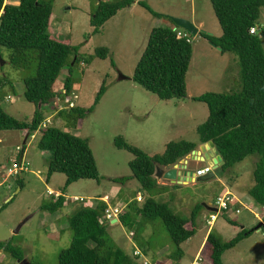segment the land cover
Wrapping results in <instances>:
<instances>
[{"label": "rangeland", "instance_id": "rangeland-1", "mask_svg": "<svg viewBox=\"0 0 264 264\" xmlns=\"http://www.w3.org/2000/svg\"><path fill=\"white\" fill-rule=\"evenodd\" d=\"M13 1L8 0L9 5H13ZM101 1L111 0H53L52 23L57 20L60 27L53 33L48 28L50 36L62 43L68 42L73 47H79V56H93L100 48L108 49L109 55L105 60L96 58L89 65L75 66L74 92L64 99L58 96L47 106L50 111L44 109L45 118H49L55 112L68 108L70 101L74 107L82 108L86 112L92 108V112L79 121L76 129L67 128L65 121L57 118V114L47 126L59 128L88 141L99 173V182L81 180L66 187V177L62 174H54L47 180L50 154L38 149L39 136L35 135L31 139L26 132H0V242H10L11 247L20 249L28 264H58L60 252L68 249L71 244L72 232L68 219L72 214L85 208H95L103 202L100 198L104 195L116 197L112 201L113 205L116 202L117 205L122 203L125 206L135 199L140 185L136 180L130 179L132 173L129 163L133 161V156L114 146L118 137L151 157L161 155L165 146L171 142L186 141L197 144L199 137L196 129L207 120L209 113L204 103L194 102L188 97L205 93L231 94L240 89L236 57L230 53L222 54L219 48L199 36L200 33L216 38L222 36L210 0H138L147 4L157 15L203 24L196 37L187 33L193 49L186 74L187 98L170 101L159 100L132 81L150 31L154 28L171 27L170 21L164 17H154L135 4L130 10L119 11L103 25L100 33L93 35L90 19ZM257 29L264 50V8L261 9ZM0 57L2 108L16 120L29 122L36 108L24 98L23 79L28 74L10 65L7 50L1 49ZM73 59L71 57L70 61ZM112 61L114 65L111 64ZM67 74V68L61 71L54 87L55 93H63L62 86ZM119 75L126 80H119ZM4 82L11 83L14 91L10 84L2 86ZM103 83L105 93L98 104H95ZM10 98L12 101L9 104ZM25 139L28 142L23 144ZM17 147L21 151H17ZM22 154V170L18 175L7 177L8 170L15 162L19 163ZM190 156L182 161H188ZM258 160L257 156H249L210 181H196L186 187L178 184L167 186L155 197L140 193V206L146 198L152 197L157 202L168 205L172 212L185 219L191 217L197 205L206 206L197 215L196 234L190 240V249L186 244L181 246L185 255L183 264H190L194 252L205 242L209 229L228 242L243 227H246L245 230H252L261 223L255 219V213L250 208L242 206L237 214L233 205L228 212L219 215L212 226L207 224L211 214L207 207L214 205L217 197L226 193V186L234 187L239 182L241 186L238 190L248 195V190L253 186L252 174ZM196 164L193 168L190 167L193 173L196 172L198 164H202L201 167L204 165L199 162ZM121 179L128 180L122 183L118 181ZM48 190H52L54 194H63L66 200L65 206L55 213L41 210L42 204L51 198H57L56 195H48ZM74 198L85 202H74ZM6 199L8 200L5 202ZM255 207L258 208L257 205ZM229 221L235 222L237 227ZM52 224L62 231L57 239L48 236ZM186 228L190 229L191 226L187 225ZM130 233L131 231L119 223H107L109 238L126 252L131 251ZM133 242L140 248L134 239ZM141 242L145 251L148 250L149 258L153 259L151 262L157 259L168 262L176 249L159 220L145 227ZM192 248L193 252H190ZM200 259L199 264H209L204 257ZM222 261L223 264H264V230L255 231L235 248L225 252ZM0 264L19 263L2 252Z\"/></svg>", "mask_w": 264, "mask_h": 264}, {"label": "trees", "instance_id": "trees-1", "mask_svg": "<svg viewBox=\"0 0 264 264\" xmlns=\"http://www.w3.org/2000/svg\"><path fill=\"white\" fill-rule=\"evenodd\" d=\"M135 3L136 0L99 2L90 19L92 34L100 33L106 22ZM210 3L222 36L216 38L205 33L199 36L220 48L222 54L230 53L236 57L240 89L231 94L205 93L191 98L194 102L204 103L209 113L207 120L196 129L199 137L197 144L171 142L165 146L161 155L153 157L127 144L121 137L114 141V146L133 156L129 168L132 173L130 179L140 185L136 195L142 193L152 197L165 189L153 178L155 167L171 168L190 156L199 145L209 142L214 144L217 154L223 160L221 174L242 163L247 157L257 156L259 160L255 163L253 186L248 190V196L264 210V50L258 34H250L252 29L257 28L264 0H210ZM138 5L154 17L167 18L171 27L152 29L132 81L161 101L186 99V74L193 49L188 38L178 39L177 34L187 32L177 28L169 17L154 13L144 2ZM52 7L53 0H19L18 6L0 0V56L1 49L7 50L10 65L28 74L23 79L24 98L36 108L30 122L18 121L2 108L3 100L0 98V132H26L29 137L33 136L45 121L44 109L58 96L64 99L74 92V67L89 65L96 58L105 60L109 55L108 49L100 48L93 56H79V47H73L68 42L62 43L50 36L48 28ZM71 57L73 61H70ZM111 64L114 65L113 61ZM66 68L68 74L62 86L63 95H59L55 93L54 87L61 71ZM7 84L11 85L4 82L2 86ZM104 93L103 83L95 104H98ZM91 112L92 108L87 112L78 107L64 108L56 116L65 121L67 128L76 129L79 121ZM37 135L38 149L50 154L47 180L54 174H62L66 177V187L81 180L99 182L96 163L86 139L52 126L41 128ZM127 180L118 181L124 183ZM152 197L146 198L141 206L135 200L128 203L119 222L133 233L134 241L143 249L145 246L141 242V235L145 227L159 220L176 248L168 263L159 264H179L184 257L181 246L195 236L197 215L206 206L197 205L191 217L185 219ZM65 204L62 194L42 204L41 210L55 213ZM106 208L102 202L94 209L85 208L69 217L72 240L69 248L60 252L58 264H139L138 258L130 256L109 238L107 223L103 221ZM229 223L237 227L235 222ZM261 223L264 230V216ZM187 225L191 226L190 230L186 228ZM254 232L255 229H242L232 240L225 242L211 231L200 252V258L204 257L209 264H223L224 253ZM0 251L17 262L24 260L23 252L11 247L10 242H0Z\"/></svg>", "mask_w": 264, "mask_h": 264}, {"label": "crops", "instance_id": "crops-1", "mask_svg": "<svg viewBox=\"0 0 264 264\" xmlns=\"http://www.w3.org/2000/svg\"><path fill=\"white\" fill-rule=\"evenodd\" d=\"M5 3L6 4H10L9 2H8V0H5ZM139 3V1L138 0H136V3L135 4H138ZM13 5H16V6H18L19 5V2L18 1H13V3H12ZM134 4V5H135ZM133 5V6H134ZM133 6L131 7V8H129V9H127V10H130V9H132L133 8ZM52 21H53V15L51 16V19H50V23H49V29H51V31H52V33L54 32V31H56L55 29H59V27H60V25H59V23H58V21L56 20L55 22H53L52 23ZM192 23L194 24V26L199 30L201 27H202V22H198V23H194V21H192ZM256 30H257V33H258V29L256 28ZM152 31V30H151ZM150 31V32H151ZM150 35V34H149ZM197 97H199V96H197ZM7 99H8V96L6 97ZM191 98H194V97H188V99H191ZM11 98L9 99V104L11 103ZM45 109H47V111L49 110L48 109V107L47 108H45ZM50 111V110H49ZM46 112V111H45ZM57 114V112H55L51 117H49V118H45V121L46 120H49V121H51L52 120V118L55 116ZM31 121V120H30ZM29 121V122H30ZM44 121V122H45ZM21 133V132H20ZM22 134V133H21ZM28 136V135H27ZM31 139H33L32 137H30ZM1 141V140H0ZM28 142V140L27 139H25L24 140V142H23V144H26ZM201 146H203V145H199L198 146V150H199V148L201 147ZM18 148V147H17ZM24 151V150H23ZM216 156L218 155V154H215ZM20 159H21V162L19 161V163H23V154L20 156ZM204 165L201 167V165L200 164H198V166L196 167V169H198V168H204V167H210V165L209 164H207V163H203ZM193 165H197L196 164V162L195 161H193V160H189L188 161V163H187V167L188 168H190V167H192ZM1 168V167H0ZM182 171V170H181ZM193 180V177H191V176H189V175H187V174H184V173H181L180 174V179L178 180V182L179 183H181L182 185L181 186H184V187H186V186H189L190 184H194V183H190L191 181ZM157 184L159 185V186H161V187H164V188H166L167 186H174L172 183H170V182H166V181H161V182H157ZM239 186H241V184L239 183V182H237V183H235L234 184V187H231V186H226L225 187V191H226V193H230V194H232L233 196H234V198L236 199V201H235V203H234V207L236 208L235 209V212L236 211H239V209L241 210V208H242V206H244V207H246V208H250V210L251 211H254V217H255V219H257V221H259V222H261V220H262V218H263V216H264V210L263 209H261V208H256L255 206V204H253V202H252V199L248 196V195H245V194H243L240 190H238L239 189ZM137 192H138V190H137ZM136 192V193H137ZM48 195H50V196H58V195H60V194H54L53 193V191L52 190H48ZM142 194H140V193H138L136 196H140L141 198H142V196H141ZM104 196H106V195H104ZM107 196H109V195H107ZM103 198V197H102ZM102 198H100V199H102ZM110 200H111V206L112 207H117V206H120L121 204H116V202H115V204L113 205V202L112 201H115V199H116V197H114V195H110ZM247 199H249V200H247ZM8 199H6L5 200V202L7 201ZM135 201H136V198L134 199ZM119 202H121V201H119ZM136 202H138V201H136ZM122 206V205H121ZM97 206H95V208H96ZM123 207H127V205H125V206H123ZM94 209V208H93ZM211 213V212H210ZM207 221H208V219H207ZM217 222V220L215 221V223ZM120 224V222H119V220H114V221H112L110 224H112V225H116V224ZM191 229V228H190ZM190 229H188V230H190ZM242 229H246V227H243ZM210 231H211V229H209L208 230V232H207V235H206V238H207V236H208V234L210 233ZM62 235V231L61 230H59V228H57L54 224H52L51 226H50V228H49V230H48V236H50L51 238H53V239H57L59 236H61ZM194 238V237H193ZM206 238H205V242H206ZM192 239V238H191ZM190 239V240H191ZM190 240H188L185 244L187 245V247L190 249V247H189V244L191 243V241ZM131 243H130V247H131V251L130 252H127L130 256H132L133 257V252L135 251V250H139L141 253H142V255L148 260V261H150V260H153V259H150L149 258V255H148V250L147 251H145V248L144 249H140V248H138L137 246H136V244L133 242V238L131 239V241H130ZM205 242L204 243H202V245H201V247L197 250V251H195L194 252V256H193V258L192 259H190V264H193L197 259H198V257L200 256V252H201V250H202V248H203V246H204V244H205ZM149 248V247H148ZM150 249V248H149ZM190 252H193V248L191 249V251ZM0 254H2V252L0 251ZM185 256V255H184ZM184 258V257H183ZM183 258L181 259V261H180V263L179 264H183ZM164 260V259H163ZM161 261V260H155L154 262H151V263H153V264H159V263H168L167 261L166 262H164V261ZM138 261H139V264H141V260L140 259H138Z\"/></svg>", "mask_w": 264, "mask_h": 264}, {"label": "water", "instance_id": "water-1", "mask_svg": "<svg viewBox=\"0 0 264 264\" xmlns=\"http://www.w3.org/2000/svg\"><path fill=\"white\" fill-rule=\"evenodd\" d=\"M171 21L174 23V25L187 32L189 35H191L192 37H196L199 34V30L189 21L184 20V19H177V18H171ZM219 50L221 51V49L219 48ZM0 64L2 65V61L0 58ZM119 80H126L125 77H123L122 75H119ZM217 154V151L214 147V144L212 142H209L203 146H201L199 148L198 151H194L192 152L191 156L188 158L189 160H193L195 162H199V163H207L210 165V167L212 168V172L208 173L207 175L197 178L195 180V182H206V181H210L212 179H214V177L217 174L222 173V165H223V160L221 158V156L219 155H215ZM188 161H180L179 164L174 165L171 168H160L159 166L155 167V172L153 175V178L159 183L161 181H166V182H170L173 185H182L181 183L178 182V180L180 179V174L184 173L187 174L191 177H194L195 174L193 172L190 171V168L187 167V163ZM21 162V159H20ZM182 170V171H181ZM207 209L209 210V212H217V209L212 208V207H207ZM263 227V224L260 223L256 228L255 231H259L261 230ZM20 228V226L18 227V229ZM17 233V231L15 232ZM19 264H28L25 260L23 261H18Z\"/></svg>", "mask_w": 264, "mask_h": 264}, {"label": "built area", "instance_id": "built-area-1", "mask_svg": "<svg viewBox=\"0 0 264 264\" xmlns=\"http://www.w3.org/2000/svg\"><path fill=\"white\" fill-rule=\"evenodd\" d=\"M250 34L252 35H256L257 34V30L256 29H252L250 31ZM178 39L180 38H188L186 33L180 32L177 34ZM189 41V40H188ZM190 42V41H189ZM67 102H69L67 100ZM75 105L70 101L69 102V107L68 108H73ZM47 125H50V121L46 120L39 128L38 132L40 131L41 128H46ZM36 132L33 136H31L32 138H35V135H37ZM17 151H21L20 148H17ZM22 170V163H18L15 162L12 166L11 169L8 170L7 172V177L9 176H15L18 175L20 173V171ZM212 172V168L211 167H204V168H198L196 170V172L194 173L195 176L193 177V180L190 183H195V180L197 178L203 177L205 175H207L208 173ZM59 197V195L57 196ZM74 202H82L84 203V200L81 199H77L74 198L73 199ZM103 203L106 204L107 208L105 210V214L103 217V221H105L106 223L110 224L112 221L114 220H119V218L124 214L125 212V207L123 206H117V207H112L111 206V200L108 196H104L102 198ZM136 201L141 202L142 198L140 196L136 197ZM236 199L234 198V196L230 193H225L221 196H218L214 205H212V208L217 209V212H211L207 224L209 226H212L214 224V222L217 220L219 215H223V212H228L230 210V207L234 205ZM237 214H239V211H236ZM130 237L131 239L133 238V233H130ZM133 256L140 259L141 260V264H153L150 261H148L139 250H135L133 252ZM201 261L200 256L198 257V259L193 263V264H199Z\"/></svg>", "mask_w": 264, "mask_h": 264}, {"label": "flooded vegetation", "instance_id": "flooded-vegetation-1", "mask_svg": "<svg viewBox=\"0 0 264 264\" xmlns=\"http://www.w3.org/2000/svg\"><path fill=\"white\" fill-rule=\"evenodd\" d=\"M193 168V167H192ZM195 168V167H194Z\"/></svg>", "mask_w": 264, "mask_h": 264}]
</instances>
